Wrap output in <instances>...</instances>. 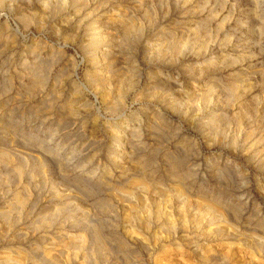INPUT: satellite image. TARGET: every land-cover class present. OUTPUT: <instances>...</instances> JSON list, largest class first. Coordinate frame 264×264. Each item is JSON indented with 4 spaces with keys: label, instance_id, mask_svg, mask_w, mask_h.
<instances>
[{
    "label": "rangeland",
    "instance_id": "374dc122",
    "mask_svg": "<svg viewBox=\"0 0 264 264\" xmlns=\"http://www.w3.org/2000/svg\"><path fill=\"white\" fill-rule=\"evenodd\" d=\"M0 264H264V0H0Z\"/></svg>",
    "mask_w": 264,
    "mask_h": 264
}]
</instances>
